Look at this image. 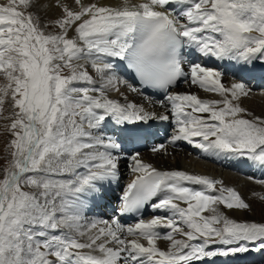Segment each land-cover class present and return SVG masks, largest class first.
Masks as SVG:
<instances>
[{
	"label": "snow or ice",
	"instance_id": "snow-or-ice-1",
	"mask_svg": "<svg viewBox=\"0 0 264 264\" xmlns=\"http://www.w3.org/2000/svg\"><path fill=\"white\" fill-rule=\"evenodd\" d=\"M74 4L78 10L61 0L0 5V71L9 82L0 94L10 90L18 110L10 126L13 159L0 178V264H231L238 256L264 257V224L237 222L214 207L250 211L235 190L207 176L157 170L142 162L137 147L148 143L156 122H167L175 129L172 145L185 141L209 157L264 168V118H246L251 113L233 103L252 92V79L264 80V0ZM51 8L61 14L45 20ZM53 25L58 32L46 33ZM198 55L232 63L235 82L226 87L223 73L196 62ZM81 60L90 61L98 87L74 63ZM181 83L222 99L179 93ZM119 85L163 93L161 111L128 102L123 93L124 103L109 98ZM122 160L136 178L111 217L85 224L118 184ZM146 208L168 215L145 221ZM208 210L211 216L202 215ZM121 215L141 218L125 225ZM159 239L170 241L167 251Z\"/></svg>",
	"mask_w": 264,
	"mask_h": 264
},
{
	"label": "bare ground",
	"instance_id": "bare-ground-1",
	"mask_svg": "<svg viewBox=\"0 0 264 264\" xmlns=\"http://www.w3.org/2000/svg\"><path fill=\"white\" fill-rule=\"evenodd\" d=\"M7 2L8 0L7 1L0 0V5L7 4ZM46 2L55 3L56 0H46ZM81 2L85 5L95 3L97 4V6H110L113 8H122L124 6L132 7L134 5H138L142 2H145V0H81ZM68 5L72 7L74 10H78V6L74 4V0H70V4ZM52 11L51 9L48 11L47 16L44 17L45 20H48L49 18L53 17L51 15V13H53ZM56 12L57 10L55 11V13ZM73 35L74 33L69 32V37H72ZM253 35H256V33H253ZM202 58L205 60L210 59L208 57H202ZM203 62L205 64L204 60ZM216 64L219 66L217 67H209L206 65L204 66L219 70L220 72L224 73L222 76V83H224L226 87L230 86L233 82H235L225 72L226 70H229L230 74H232L231 73V71L233 70L232 63L228 64V61H218L217 60ZM257 78L259 79L258 76ZM132 82L135 83V81H132ZM99 85L100 83L96 84L97 87ZM119 87H120V92H116L114 90L108 92L109 98L116 99L119 102L124 103L125 101L121 98V93H123V95L127 97L128 102H134L137 105H142L149 111H156V112L161 111L157 101L162 98L163 93L159 91H155L154 89L152 90L151 88L142 89V94L133 93L131 92L130 89L126 88L123 85H119ZM253 87L256 90H252V92L247 97H242L239 101H233V103L239 104V106L246 109L248 113H251V115L247 116L246 118H249V119H252L253 117L264 118V83H257ZM175 91L182 93V94H189V93L195 94L198 96V98L202 100H208L210 102L222 99V97H220L218 94L212 93V92H206L200 89L197 85H189V84L181 83L179 87L175 89ZM93 95H97V94L93 93ZM146 96L151 97V100L146 99L145 98ZM165 130H167L168 139L175 131L174 127L167 122H156L155 127L152 130L153 135L149 139L154 140L153 141L154 144L164 143L166 145V151L162 150L159 153H152V151L150 150L151 142L149 141V143H147L145 147L139 148L140 153H141L140 159L142 160V162L148 163L152 165L153 167H155L157 170H161V171L181 170V171H185L188 174L207 176L210 179L221 181L222 185L226 188H232L233 186L234 188L239 187V190H245V191H251L254 189H258V188L260 190L264 188V184H260L256 182V180L259 181L260 178L264 179V168H260L259 166L249 165L251 167L249 169L248 166L241 164L242 161H237L234 159H225L222 156L214 157L215 160H211L212 157H209L207 154L203 153L202 150L196 149L190 145L195 152H198V155H195L194 151L184 148V145H186L185 141H177L176 145H172L169 142L166 143L167 140L163 141L160 137L164 134ZM122 161H121V164L125 163L122 166L125 167L124 173L126 172L128 175L127 180L122 181L119 179L118 184H114L111 188V191L113 192V194L107 193L105 199L99 201L98 203L102 205V202L104 201L105 203L108 198L110 199L114 198V202L110 203V206L107 207L108 214H105V215H107L108 218L113 215L112 209L117 207L118 197L122 193L123 188L128 183L132 182L136 178V174L132 173L128 166L131 162L130 161L122 162ZM229 162H231V164ZM218 173H220V175ZM124 175L125 174H123V176ZM222 175L224 176V178H222ZM258 176H263V177H258ZM120 177H122V174H120ZM186 186H191L197 189L201 187L199 185H186ZM220 186L221 185L218 184L217 188H219ZM234 188L232 189L234 190ZM119 190L120 192H118ZM212 194L215 195L216 193H212ZM220 206L223 208V205H220ZM183 207H186V205L183 204ZM93 213L94 211L89 212L86 215V218L84 221L85 224H87L89 221H92V219L89 218V215L90 214L93 215ZM212 214L213 213L211 212L210 216ZM155 215H157V213L152 212V210L148 209L142 215V218L145 221H147L153 218ZM159 215H168V213L160 212ZM225 215L227 214L225 213ZM127 217H129V215H121L119 216V220L122 223V221ZM228 217L235 221H239V222H245V221L250 220L245 210L231 212ZM63 231H67V229H64ZM168 231L169 230L164 228L163 231H160V232L167 233ZM183 239H185V237H183ZM165 241L166 240L164 239H159L157 240L156 243H157L158 248H160L161 250L167 251L170 246V241L169 243L164 244ZM140 242L146 244V242L143 240H141ZM219 259L222 261L224 258H219ZM232 260H235V261H232L231 264H251V262H253V260H251L247 256H238V257L232 258ZM256 261L263 262V259L261 256L257 255Z\"/></svg>",
	"mask_w": 264,
	"mask_h": 264
},
{
	"label": "rangeland",
	"instance_id": "rangeland-1",
	"mask_svg": "<svg viewBox=\"0 0 264 264\" xmlns=\"http://www.w3.org/2000/svg\"><path fill=\"white\" fill-rule=\"evenodd\" d=\"M4 1H7V0H4ZM61 1L64 4H67V3L70 4V0H61ZM86 3H87V1H86ZM55 9L57 10L58 13L57 12L55 13V11H56ZM51 11L53 12V13H51V15L53 16L52 18L60 16V14H61L60 9H58V8H54V9L51 8ZM44 30L46 33H52V34H55L58 32V29L55 28L54 25L50 26V27H46ZM74 63L82 65L84 69L87 68L86 70L89 73L91 72L90 75L93 77V79H95L97 81V83H101V81L99 80V77L97 76L95 71L92 70V67H91L89 61L82 60V61H77ZM89 67H91V68H89ZM67 74L70 75L71 73L68 69H64L63 75L68 76ZM8 83L9 82L6 78V75L3 73V71H0V89L6 88L8 86ZM77 86H84V85L80 84ZM252 89L256 90L254 87ZM0 99L3 100V104H0V178H2L6 174L7 169L11 166V161L13 159L11 153L14 151V149L11 146V141H12V139H14V136L12 135L10 126H11V123L13 122V120L15 118V115H14L15 112L18 110H16L14 108V105H13V102L11 99V91L10 90H9V93L7 96L0 94ZM122 162H124V161H122ZM123 164H125V163H122L120 165V174H122V177H119V179L122 181L127 180V178H128L127 173L126 172L124 173L125 167L122 166ZM123 174H125V175L123 176ZM218 174L220 175V173H218ZM68 175H70V174H68ZM246 176H248V175H246ZM222 178H224L223 175H222ZM259 180H264V179L260 178ZM232 188H234V187L232 186ZM23 190L29 191V192L36 191L35 189H32L30 187H25ZM120 190H122V189H120ZM120 190L118 192H120ZM234 190L235 191L237 190L236 192L241 196V198L244 199L245 202H247L251 205L250 211L245 210L247 213V216L250 218V220L245 221V222H249V223L255 222V223H259V224H264V200L259 199V197L261 195H264V188L260 189V190L258 188V189H254L251 191H245V190H239V187H235ZM110 191L111 190L108 191V194L110 193ZM113 202H114V198H111V199L108 198L105 203H104V201L102 202V205L98 204L93 211L96 212V210H98L99 208H100V211L98 210L95 215L93 213V215L95 217V218L93 217V220L100 218L99 213L101 214V217L108 218L107 215H105V214H108L107 207L110 206V203H113ZM102 206H103V208L101 209ZM181 207H183V204H181ZM214 207H217L219 212H222L224 214L226 213L228 216L231 212L240 211V210H227L224 207L222 208L220 205H214ZM203 214H204V216H210L211 211H205V212H203ZM237 222H239V221H237ZM185 230H187V229H185ZM174 237H175V239H178V240L183 239V236L181 237V235L178 233H176V235ZM165 243H169V241L166 240L164 242V244ZM247 257L250 258L251 260H253L254 263L251 262V264H264V257H262L263 262H257L256 261L257 254L249 255ZM49 259H52V257H49ZM232 261H235V260H232V258H231V262Z\"/></svg>",
	"mask_w": 264,
	"mask_h": 264
}]
</instances>
